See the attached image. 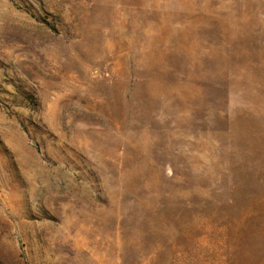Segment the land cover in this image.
Masks as SVG:
<instances>
[{"label":"rangeland","instance_id":"1","mask_svg":"<svg viewBox=\"0 0 264 264\" xmlns=\"http://www.w3.org/2000/svg\"><path fill=\"white\" fill-rule=\"evenodd\" d=\"M0 264H264V0H0Z\"/></svg>","mask_w":264,"mask_h":264}]
</instances>
